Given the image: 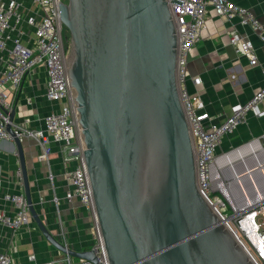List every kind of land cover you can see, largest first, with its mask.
Segmentation results:
<instances>
[{"label": "water", "instance_id": "1", "mask_svg": "<svg viewBox=\"0 0 264 264\" xmlns=\"http://www.w3.org/2000/svg\"><path fill=\"white\" fill-rule=\"evenodd\" d=\"M58 12L108 264H251L195 188L165 0H63ZM12 144L28 213L43 240L95 263L92 250L61 244L39 217L21 142L13 136Z\"/></svg>", "mask_w": 264, "mask_h": 264}, {"label": "built area", "instance_id": "2", "mask_svg": "<svg viewBox=\"0 0 264 264\" xmlns=\"http://www.w3.org/2000/svg\"><path fill=\"white\" fill-rule=\"evenodd\" d=\"M62 1L0 0V145L4 140L12 142L13 136L20 142L24 139L33 140L37 147L35 158L47 166L45 175L49 183L53 181V173L49 167L48 156L51 144L57 145L60 175L66 188L60 194L57 186L51 190L48 201L54 206L56 213L55 228L51 233L66 247L78 251L92 250L96 262L69 256L48 244L49 252L43 260H37L33 253H28L27 261L31 264H108L83 158L84 148L76 123L74 102L68 85L65 66L66 31L59 20L58 12V5ZM171 1L165 0L176 38L175 85L192 150L196 191L249 262L264 264V132L226 150L217 151L224 137L232 134L237 125L245 122L248 115L256 118L264 116V83L248 100L234 104L229 114L218 122L211 120L199 94L189 92L185 86L188 77V52L200 39L209 12L224 20L237 18L239 24L247 27L263 47L264 26L246 8L229 0H174V4ZM229 43L235 54L244 57L249 66L256 64L254 48L248 40L230 32ZM38 78H43L44 83L40 96L53 108L41 117L10 119L9 114L16 109L23 83ZM191 82L197 85L199 79L193 78ZM26 101L30 104L32 99L27 98ZM33 122H37V125L30 124ZM7 125L13 135L7 131ZM249 143L258 145V149L252 152L253 156H245L228 163L221 161L226 153ZM13 155L18 159L15 148ZM254 157L262 161L260 167H254ZM248 159L251 160L250 164L247 163ZM244 165L252 169V178L246 172L248 168L243 169ZM238 166L241 168L237 170L235 167ZM234 170L241 173L239 177L242 183L233 179ZM13 176L16 186L22 187L18 161ZM0 199L7 202L11 209V214H6L0 208V227L11 235L27 227L30 216L22 190L2 191ZM75 201L80 207L79 212L87 220L84 240L77 247L67 239V232L77 235L78 228L67 225L60 215L62 211L66 219L69 214L75 218V211L71 206ZM61 203H65V207H61ZM1 237L0 235V241ZM13 240L12 238L8 242V251L0 246V264H19L12 257L15 253ZM87 243L88 248L85 247Z\"/></svg>", "mask_w": 264, "mask_h": 264}, {"label": "crops", "instance_id": "3", "mask_svg": "<svg viewBox=\"0 0 264 264\" xmlns=\"http://www.w3.org/2000/svg\"><path fill=\"white\" fill-rule=\"evenodd\" d=\"M229 1L237 6L246 8L264 26V0ZM230 32H234L240 38L248 40L252 44L256 58L254 66H249L244 57L235 54L233 47L229 43ZM186 74L188 76L185 81L187 90L199 94L205 110L211 116V120L218 122L229 114L234 104L245 102L263 85L264 47L260 45L256 36L247 27L239 24L237 18L233 17L229 20H224L209 12L206 16L205 29L201 33L200 39L189 49ZM193 78H198L199 84H192L191 80ZM43 84V78L23 83L14 111L13 118L15 120H20L25 116L31 119L41 117L53 108L49 102L40 96ZM27 98L32 99L30 104L27 103ZM262 107L264 108L263 102ZM30 124L37 125V122ZM263 132L264 116L256 118L248 115L244 123L237 125L232 134L224 137L217 151L226 150L233 144L241 143ZM21 145L35 210L50 231L54 230L56 213L54 206L48 199L51 190L55 189V186H57L59 194L66 188L62 184L60 175L58 147L54 143L51 144L48 163L53 173V181L49 183L45 175L47 166L44 162H40L35 158L37 147L33 140L24 139ZM13 150L14 146L9 140H4L0 145V192L22 190V187L16 186L13 180L14 170L18 161L13 155ZM71 206L75 211V218L72 214H69V218L66 219L65 215L60 211L62 221L66 222L67 225L76 226L78 228V237H83L85 235L84 224L87 221L86 217L79 212L80 207L76 201ZM61 207H65V203H61ZM0 208L6 214H11L9 204L1 199ZM0 235L2 236L0 246L2 248L5 247L7 251L9 240L14 239L15 253L12 254V257L19 264H31L26 259L28 253H33L37 260H43L44 256L49 252L47 243L41 238L31 220L27 227L16 231L14 235L0 227ZM35 244L39 247H35Z\"/></svg>", "mask_w": 264, "mask_h": 264}, {"label": "bare ground", "instance_id": "4", "mask_svg": "<svg viewBox=\"0 0 264 264\" xmlns=\"http://www.w3.org/2000/svg\"><path fill=\"white\" fill-rule=\"evenodd\" d=\"M257 149H258V145L257 144L249 143V144H246V145L241 146L239 148H236V149L232 150L231 152L226 153L227 155L225 154V156H223L221 158V161H224V162L227 161V160L230 161L231 160L230 157H233L234 158L233 160H236V159L244 158L245 156H249V155L253 156L252 152H255V150H257ZM240 151H242V152L239 153V154H236L237 152H240ZM229 153H231L232 155H230ZM218 161H220V160H218ZM257 162L261 163L262 161L257 160ZM262 164H259V165L255 166V167H260ZM245 167L249 168L248 166L244 165L243 169ZM251 170L252 169H248L246 172H248L247 174L252 178V174L250 172ZM240 174L241 173L234 172L233 173V176H234L233 179L236 180V181H239L240 183H242L241 178L239 177Z\"/></svg>", "mask_w": 264, "mask_h": 264}, {"label": "rangeland", "instance_id": "5", "mask_svg": "<svg viewBox=\"0 0 264 264\" xmlns=\"http://www.w3.org/2000/svg\"><path fill=\"white\" fill-rule=\"evenodd\" d=\"M65 35H67L66 33H65ZM263 104H264V99H263ZM246 141V140H245ZM230 142H232V141H230ZM242 142H244V141H242ZM241 142V143H242ZM233 144V143H232ZM238 144V143H237ZM240 144V143H239ZM234 145H236V144H233V146ZM239 148V147H238ZM230 155H232L231 153H229ZM227 155V154H226ZM225 156V155H224ZM231 158V160L230 161H228L227 160V163L228 162H231L234 158L233 157H230ZM261 161V160H260ZM226 162V161H225ZM257 158L256 157H254V162H253V165H254V167L255 166H257V165H259V164H262V163H260V162H257ZM247 163H251V160L250 159H248V161H247ZM256 163V164H255ZM244 167V166H243ZM249 167V166H248ZM237 170L238 169H240L241 168V166H238V167H235ZM249 169V168H248ZM234 172H236L235 170H234ZM30 216V215H29ZM29 219L31 220V217H29ZM32 221V220H31ZM84 226H86V223L84 224ZM39 233V232H38ZM41 236V235H40ZM67 239L70 241V242H72L73 243V245L75 246V247H77V246H79L78 244L81 242V241H83L84 240V238L83 237H78V235H76V234H73V233H71L70 231H68L67 232ZM35 247H39L37 244H35ZM85 247H89V245H88V243L85 245ZM40 249V248H39Z\"/></svg>", "mask_w": 264, "mask_h": 264}]
</instances>
